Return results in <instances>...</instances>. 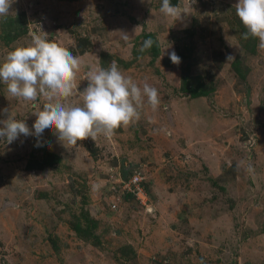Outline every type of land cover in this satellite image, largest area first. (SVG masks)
<instances>
[{
    "label": "rangeland",
    "instance_id": "obj_1",
    "mask_svg": "<svg viewBox=\"0 0 264 264\" xmlns=\"http://www.w3.org/2000/svg\"><path fill=\"white\" fill-rule=\"evenodd\" d=\"M161 3L14 0L0 17V63L30 33L80 59L70 103L113 60L160 101L153 111L145 98L140 119L111 137L67 148L53 131L40 146L0 140V264H264V50L243 39L238 0H171L176 20ZM44 102L0 83V120L31 129Z\"/></svg>",
    "mask_w": 264,
    "mask_h": 264
},
{
    "label": "clouds",
    "instance_id": "obj_2",
    "mask_svg": "<svg viewBox=\"0 0 264 264\" xmlns=\"http://www.w3.org/2000/svg\"><path fill=\"white\" fill-rule=\"evenodd\" d=\"M13 3L14 0H0V17L10 13ZM233 7L246 30L243 39H258V49L264 50V0H238ZM160 12L175 20L181 15L171 0H162ZM30 36L29 45L9 51L0 63V83L6 85L7 95L14 99L35 102L43 98L45 102L33 113L36 119L31 129L24 120L10 115L0 120V140L5 143L11 144L21 135L35 136L40 146L42 134L53 131L58 142L67 148L88 138L95 140L99 135L111 137L122 126L135 123L140 119L138 109L145 98L153 111L157 109L158 89L147 82L140 86L124 76L115 60L108 68L89 71L88 86L78 92L81 103H70L69 98L77 92L75 77L80 59L45 36L36 33ZM124 38L127 39V34ZM152 43L144 41L140 51H147ZM169 58L175 65L181 62L174 51L169 53ZM3 112L8 114V109ZM248 171H253L251 166Z\"/></svg>",
    "mask_w": 264,
    "mask_h": 264
},
{
    "label": "built area",
    "instance_id": "obj_3",
    "mask_svg": "<svg viewBox=\"0 0 264 264\" xmlns=\"http://www.w3.org/2000/svg\"><path fill=\"white\" fill-rule=\"evenodd\" d=\"M131 187H132V192H134V194L136 195V197L139 199V201L142 203V204H145L144 203V200H145V195L142 191V189L140 188V185H141V181H140V178L136 175H133L129 182H128ZM127 190L131 192V189L129 188V185L127 186ZM116 205H113L112 206V209H116Z\"/></svg>",
    "mask_w": 264,
    "mask_h": 264
},
{
    "label": "crops",
    "instance_id": "obj_4",
    "mask_svg": "<svg viewBox=\"0 0 264 264\" xmlns=\"http://www.w3.org/2000/svg\"><path fill=\"white\" fill-rule=\"evenodd\" d=\"M177 7V9L179 8V4L176 6Z\"/></svg>",
    "mask_w": 264,
    "mask_h": 264
}]
</instances>
